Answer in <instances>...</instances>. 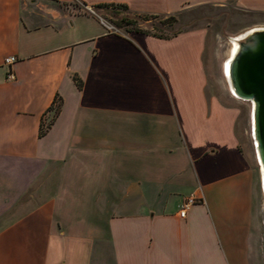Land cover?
<instances>
[{
    "label": "crops",
    "instance_id": "obj_1",
    "mask_svg": "<svg viewBox=\"0 0 264 264\" xmlns=\"http://www.w3.org/2000/svg\"><path fill=\"white\" fill-rule=\"evenodd\" d=\"M70 1L0 0V264H264L261 173L258 191L238 97L209 88L205 29L111 33ZM77 1L264 14V0Z\"/></svg>",
    "mask_w": 264,
    "mask_h": 264
},
{
    "label": "rangeland",
    "instance_id": "obj_2",
    "mask_svg": "<svg viewBox=\"0 0 264 264\" xmlns=\"http://www.w3.org/2000/svg\"><path fill=\"white\" fill-rule=\"evenodd\" d=\"M63 4L64 6L76 9L78 12L89 14L95 17L98 21L97 16L85 11L83 3L80 1L72 0ZM97 13L113 25H117V21L122 15H128L136 18L137 20L134 25H117L120 31L124 33L127 28L135 26L160 35H169L173 32L195 27L205 29L206 35L203 61L209 88L214 92L224 93L231 91L233 95L235 94L233 89L230 87L228 80L229 74L226 73V69L229 67V61L232 59L235 51L237 50V42L252 30L264 28V14L245 11L231 5L214 4L186 8L179 13H174V19L171 21H164L165 17L170 14H159L158 17L143 19L136 16L133 11L122 8H98ZM153 25L157 26V28L153 27ZM223 102L226 101L223 100ZM236 106L239 109L237 119L239 148L247 156L254 170L255 186L259 191L258 179L259 174L261 173V167L256 156V140L252 132V101L238 97L236 99ZM260 192L261 194L259 193L257 197V204H259V207L264 203L263 189H261ZM261 223L264 236V222H262V214Z\"/></svg>",
    "mask_w": 264,
    "mask_h": 264
},
{
    "label": "water",
    "instance_id": "obj_3",
    "mask_svg": "<svg viewBox=\"0 0 264 264\" xmlns=\"http://www.w3.org/2000/svg\"><path fill=\"white\" fill-rule=\"evenodd\" d=\"M237 43L228 80L235 95L252 101V132L264 191V28L252 30Z\"/></svg>",
    "mask_w": 264,
    "mask_h": 264
},
{
    "label": "trees",
    "instance_id": "obj_4",
    "mask_svg": "<svg viewBox=\"0 0 264 264\" xmlns=\"http://www.w3.org/2000/svg\"><path fill=\"white\" fill-rule=\"evenodd\" d=\"M111 5V4H110ZM111 6L113 7H119V8H127V6L125 4H122V3H119V4H112ZM136 16H139L143 19H149L150 17H158L159 14L157 13H144V12H133ZM172 19H174V16L173 14H170L169 16H166L164 21H171ZM136 18L134 17H130L128 15H122L118 21H117V25H121V24H126V25H134L136 23ZM163 21V22H164ZM116 25V24H115ZM116 25V26H117ZM153 27L157 28V26H154ZM139 30V31H143V32H148V33H152L154 35H157V36H160V37H169L173 34H176L177 32H173L172 34H169V35H160V34H157L155 32H150L149 30H146V29H143L141 27H129L127 28L126 30ZM52 109H54V113L53 115L50 117V119L46 120L42 123V128H41V131H40V134H44L48 129L49 127L51 126L52 122H53V119L54 117L56 116V114L58 113V111L60 110V100L59 98H56L55 99V103L52 105Z\"/></svg>",
    "mask_w": 264,
    "mask_h": 264
},
{
    "label": "built area",
    "instance_id": "obj_5",
    "mask_svg": "<svg viewBox=\"0 0 264 264\" xmlns=\"http://www.w3.org/2000/svg\"><path fill=\"white\" fill-rule=\"evenodd\" d=\"M83 7L85 9V11L94 14L95 16L98 17V21L100 22V24L104 27V29L107 32H111V33H117V34H124V32L120 31V29L113 24H110L107 20H105L102 16H100L97 13V9L100 8L98 5H93V4H88V3H83ZM17 60V56L16 55H8L5 58V63L12 65L15 61ZM9 77H14V72L11 70L8 74ZM202 197H199L197 195H195L194 193H190L188 195H186L180 206L178 209V214L181 217H185L186 212L188 210V208L197 200L201 199Z\"/></svg>",
    "mask_w": 264,
    "mask_h": 264
},
{
    "label": "bare ground",
    "instance_id": "obj_6",
    "mask_svg": "<svg viewBox=\"0 0 264 264\" xmlns=\"http://www.w3.org/2000/svg\"><path fill=\"white\" fill-rule=\"evenodd\" d=\"M226 73L229 74V67L226 69Z\"/></svg>",
    "mask_w": 264,
    "mask_h": 264
}]
</instances>
